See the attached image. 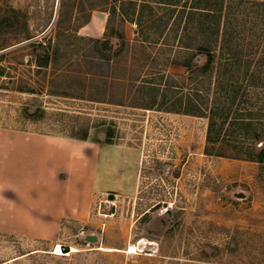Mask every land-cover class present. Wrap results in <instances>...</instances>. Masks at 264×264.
I'll return each instance as SVG.
<instances>
[{"label": "rangeland", "instance_id": "rangeland-1", "mask_svg": "<svg viewBox=\"0 0 264 264\" xmlns=\"http://www.w3.org/2000/svg\"><path fill=\"white\" fill-rule=\"evenodd\" d=\"M145 1L156 16H166L154 0H139V9ZM112 3L0 0V71H4L0 128L59 136L69 134L79 117L90 124L105 123L92 130V140H105L111 127L116 143L137 150L141 160L133 198L114 193L96 198L91 222L66 223L56 242L0 236V263L264 264V177L260 164L239 152L241 145L248 149L250 140L230 122L216 135L220 120L214 118L215 151L206 155L210 115L165 112L160 107L162 91L156 101L152 92L169 86L172 98L173 90L183 84L186 92L191 91L196 83L189 80L186 69L170 63L186 58L178 38L183 34L185 43L197 38L196 43L207 42L218 53L212 30L197 31L183 24L174 39L170 28L135 27L138 12L132 21L126 17L130 22L117 12L103 38L70 41L73 49L79 48L75 55L61 52L47 66L39 59L57 37L76 35L92 11L109 10ZM263 4L264 0L230 2L229 33L236 40L231 44V51L238 54L236 65L225 68L228 80L220 86L215 77L212 85L206 78L204 88H210L202 101L207 110L230 108L231 119L245 110L260 113L263 117L255 116V123L264 129ZM52 14L51 25L44 30ZM143 16L150 18L148 10ZM203 62L201 58L198 63ZM247 67L250 74L254 72L253 79L245 74ZM235 88L240 93L232 105L230 92ZM37 110L45 111L44 120L29 119ZM112 163L116 173L101 185L126 188L124 183L134 171L133 156ZM132 245L146 248L132 254L128 252Z\"/></svg>", "mask_w": 264, "mask_h": 264}, {"label": "crops", "instance_id": "crops-1", "mask_svg": "<svg viewBox=\"0 0 264 264\" xmlns=\"http://www.w3.org/2000/svg\"><path fill=\"white\" fill-rule=\"evenodd\" d=\"M107 9L92 11L78 37L101 39ZM134 25V23H133ZM134 158L124 189L102 186L122 157ZM141 160L135 149L116 144L0 128V236L56 242L64 222L88 225L96 198L109 193L133 198Z\"/></svg>", "mask_w": 264, "mask_h": 264}, {"label": "trees", "instance_id": "trees-1", "mask_svg": "<svg viewBox=\"0 0 264 264\" xmlns=\"http://www.w3.org/2000/svg\"><path fill=\"white\" fill-rule=\"evenodd\" d=\"M112 6L108 10L111 16L115 15L117 12L121 14L122 17L126 18L130 17V20H134L135 14L138 12V19L134 23L137 28L142 27H162L163 31L166 29H172L175 32L174 39L177 38L179 30L182 25L184 27L192 29L196 28V30H202L203 32H212L216 38V41L219 42L218 45V53L214 51L211 45H207L206 43H196L198 40L195 39L194 42L185 43L183 34L178 38V43L181 44L180 51H185L186 58L182 62H178V60H172V64H176L182 66L186 69L187 76L190 81L196 83L195 86L191 89L190 92L185 91V86H177L173 90L172 98L169 97V93L171 89L167 86L164 90L160 89H152V92L155 94V101L158 99V94L162 91L160 95L161 109H164L165 112H172L176 114H184L195 117H207L210 115V126L208 131L207 143L205 153L206 155H212L215 151V142L212 139V134L215 132L214 128L216 125V120H220V127L216 131V135L220 134L223 130V127L229 123L230 126L234 127L237 131L240 132L241 136L250 140V144L248 149L245 148V145L240 146L241 155H246L245 159L255 161L260 164L261 170V178L264 177V129L255 123V116L261 118L263 115L260 113L258 115H254L250 110L243 111L240 115L237 113L234 119H231V110L227 109L225 106H217L212 110H207L205 103L202 101L205 94L209 91L210 87L204 88V84L206 82V78H210L212 85V78L215 77V84L220 86L223 84V79L227 75L225 68H231V66L236 65L235 58L238 56L237 53H233L231 51V44L236 41L232 32L229 33L230 27V17L229 11L230 2H234V0H154L153 3L157 7H161L165 10L166 16H156L155 10L152 6H150V2L145 1L141 8L139 9L138 2L139 0H112ZM118 4V7H117ZM264 7V4L262 5ZM139 11H138V9ZM143 10H148L149 19H145L143 16ZM175 15V17H174ZM173 18L172 23L171 19ZM53 14L46 22L44 26V30H46L52 22ZM127 20V18H126ZM130 22L129 20H127ZM171 25V26H170ZM213 28L211 29V26ZM109 32L108 28L106 29V35ZM75 39L81 43H85L88 40L85 38L78 37L75 34H71L69 32L61 34L57 37L54 45L49 44L47 48H44V56H39V59L43 60L44 65L47 66L49 62L53 59H56L59 53L65 52L66 56L70 57L79 52V48L73 49L70 41ZM94 41V40H90ZM96 42H100V40H96ZM109 45V42L107 43ZM166 45V43H164ZM42 47V46H41ZM201 58H204V62L199 64ZM224 58V59H223ZM226 58V59H225ZM223 60V61H222ZM4 71H0V76H3ZM245 74L250 76V78H254V72L250 74L249 68H245ZM228 80V79H227ZM238 81V79H235ZM201 86L199 88L198 86ZM232 90L230 95L232 97V105L235 104L236 100L239 97V91ZM241 89V88H240ZM205 90V91H204ZM247 94H244L242 97H246ZM217 98L219 100V92L217 94ZM29 119L34 121H41L46 118L45 111L37 110L34 114L28 116ZM215 118V119H214ZM76 122L70 126L69 134L59 135L71 139H75L78 141H91L98 144L104 145H116V136L115 131L109 127L106 131V137L103 141H94L92 140V130L97 129L105 125V123L100 124H90L89 122L81 121L82 118H75ZM214 119V120H213ZM257 120V119H256ZM260 119H258L259 123ZM235 130V132H236ZM234 132V131H233ZM260 144V147L257 146ZM218 156H224V154H218ZM159 166H162L160 162H156ZM65 225V222H64ZM66 251V250H65ZM49 255V254H46ZM39 256H33L36 258ZM41 257V256H40ZM48 257L44 256L43 258ZM2 264V263H0ZM44 264V263H43Z\"/></svg>", "mask_w": 264, "mask_h": 264}, {"label": "built area", "instance_id": "built-area-1", "mask_svg": "<svg viewBox=\"0 0 264 264\" xmlns=\"http://www.w3.org/2000/svg\"><path fill=\"white\" fill-rule=\"evenodd\" d=\"M135 27L137 26L135 25ZM128 252L132 254L139 253L142 252V248L136 245H132L128 248Z\"/></svg>", "mask_w": 264, "mask_h": 264}, {"label": "water", "instance_id": "water-1", "mask_svg": "<svg viewBox=\"0 0 264 264\" xmlns=\"http://www.w3.org/2000/svg\"><path fill=\"white\" fill-rule=\"evenodd\" d=\"M241 197H242V196H241ZM113 199H114V196H110V200H113ZM88 240H90V241H94L95 238H93V237H89ZM141 248H146V247H145V245H144V246L142 245Z\"/></svg>", "mask_w": 264, "mask_h": 264}]
</instances>
